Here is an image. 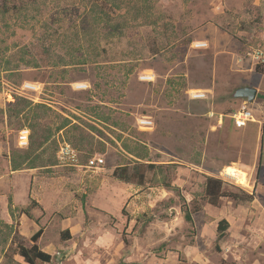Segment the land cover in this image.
<instances>
[{
	"label": "rangeland",
	"instance_id": "374dc122",
	"mask_svg": "<svg viewBox=\"0 0 264 264\" xmlns=\"http://www.w3.org/2000/svg\"><path fill=\"white\" fill-rule=\"evenodd\" d=\"M261 96L264 0H0V264H29L39 231L49 264H264ZM20 98L45 108L18 116ZM244 107L253 121L237 129ZM35 119L50 139L22 148ZM65 145L79 167L59 160ZM234 165L247 184L223 175ZM207 177L254 200L213 203Z\"/></svg>",
	"mask_w": 264,
	"mask_h": 264
},
{
	"label": "trees",
	"instance_id": "16d2710c",
	"mask_svg": "<svg viewBox=\"0 0 264 264\" xmlns=\"http://www.w3.org/2000/svg\"><path fill=\"white\" fill-rule=\"evenodd\" d=\"M260 98L264 99V96H261ZM11 110L16 112V114L19 116L20 114L24 113L26 110L29 112L37 110H41L42 108H45L43 105H37L33 106L32 102L28 101L25 98H20L14 105ZM64 128V126H63ZM32 133L30 135V145L32 148L35 147H42L45 143H47L50 139L49 136H45L44 131L41 129V123H38V121L35 119V121L31 122L30 128ZM262 164V155L260 156L259 161V170L261 168ZM148 168L150 170H156L159 167H156V165H148ZM136 170L135 176H137V173L139 174L141 167L138 165H135ZM114 177L120 181H123L125 183H131L132 177L129 175L127 167H120L117 168L114 172ZM166 188L173 191H178L179 189L170 183L166 184ZM205 194L208 199L211 200V202L215 203L221 198H230L236 202H252L254 200L252 195H249L247 193L237 194L233 192H228L224 189V181L221 179H217L214 177H207L206 183H205ZM11 203V202H10ZM182 211L185 214V219L188 223H190L192 226L194 225V218H193V211L188 207V205H184L182 208ZM26 215L30 216L28 211L25 212ZM230 228V224L227 220H222L218 224V240L217 243H219L224 237L226 236L227 231ZM42 232L39 231L33 238H34V246L32 248H25L21 247V256L26 260L29 264H49L52 262L53 257L51 254L46 253L42 251L39 248L38 240L41 237ZM64 238H69L70 235L67 232L63 234ZM217 248L218 245H217Z\"/></svg>",
	"mask_w": 264,
	"mask_h": 264
},
{
	"label": "built area",
	"instance_id": "2783aa9c",
	"mask_svg": "<svg viewBox=\"0 0 264 264\" xmlns=\"http://www.w3.org/2000/svg\"><path fill=\"white\" fill-rule=\"evenodd\" d=\"M204 44H198L197 47L201 48ZM27 90H34L35 87L31 85L26 86ZM192 98L194 100H204L207 98L206 93L203 91H195L191 94ZM234 125L237 129H244L248 126L249 123L253 121V114L251 110L247 107H244L239 112H237L234 116ZM140 123L144 127H152L153 122L150 119H142L140 120ZM18 143L20 147L27 148L30 144V131L25 129L19 132L18 135ZM58 158L61 162L69 163L70 165H75L77 167L80 166V158H79V152L76 151L71 145H65L63 146L60 151ZM105 165V160L103 158H94L90 159L88 161V165L86 167L88 168H100ZM227 179H231L234 181V179L230 176H226Z\"/></svg>",
	"mask_w": 264,
	"mask_h": 264
},
{
	"label": "bare ground",
	"instance_id": "6f19581e",
	"mask_svg": "<svg viewBox=\"0 0 264 264\" xmlns=\"http://www.w3.org/2000/svg\"><path fill=\"white\" fill-rule=\"evenodd\" d=\"M223 175L230 176L240 185L247 184L248 175L245 171H242L237 166H230L227 168Z\"/></svg>",
	"mask_w": 264,
	"mask_h": 264
},
{
	"label": "water",
	"instance_id": "95a60500",
	"mask_svg": "<svg viewBox=\"0 0 264 264\" xmlns=\"http://www.w3.org/2000/svg\"><path fill=\"white\" fill-rule=\"evenodd\" d=\"M258 95V90L251 87H243L236 90L234 96L237 99H246L248 104H252Z\"/></svg>",
	"mask_w": 264,
	"mask_h": 264
}]
</instances>
